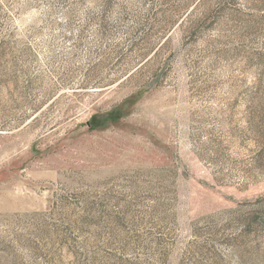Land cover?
Listing matches in <instances>:
<instances>
[{"label":"rangeland","instance_id":"1","mask_svg":"<svg viewBox=\"0 0 264 264\" xmlns=\"http://www.w3.org/2000/svg\"><path fill=\"white\" fill-rule=\"evenodd\" d=\"M0 264H264V0H0Z\"/></svg>","mask_w":264,"mask_h":264}]
</instances>
